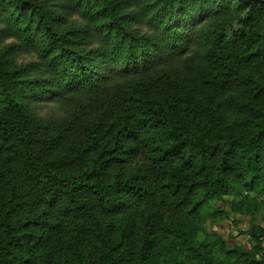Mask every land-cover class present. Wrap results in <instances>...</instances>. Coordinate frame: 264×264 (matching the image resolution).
Segmentation results:
<instances>
[{
  "label": "trees",
  "instance_id": "trees-1",
  "mask_svg": "<svg viewBox=\"0 0 264 264\" xmlns=\"http://www.w3.org/2000/svg\"><path fill=\"white\" fill-rule=\"evenodd\" d=\"M53 1L0 0V264H259L205 222L264 212V102L230 93L264 91V0Z\"/></svg>",
  "mask_w": 264,
  "mask_h": 264
},
{
  "label": "rangeland",
  "instance_id": "rangeland-1",
  "mask_svg": "<svg viewBox=\"0 0 264 264\" xmlns=\"http://www.w3.org/2000/svg\"><path fill=\"white\" fill-rule=\"evenodd\" d=\"M34 1H41V0H34ZM156 4L162 3L164 0H155ZM57 2V0L53 1ZM185 2L188 4L189 10L184 11L181 14H177L176 12H172L171 15L167 17L166 24L172 25L173 23H183V16H188V22L190 23L192 19L199 16V12H202V10H205L206 8L213 9L210 10V13L214 10L221 9L222 11H227L230 13V6L231 9L233 6L240 5L241 3L237 2V0H207L206 5L198 6L197 1H191V0H185ZM8 4V3H7ZM191 4V5H189ZM177 5V3H175ZM13 6L10 4L8 6V12L13 13L10 9H12ZM163 8V7H162ZM57 9L54 10V14L56 13ZM17 10V9H15ZM27 16L30 17L31 12L30 10L26 13ZM16 18H18L19 21H23V17L20 19L15 14ZM205 17L202 16V19ZM201 19V20H202ZM255 22L257 20H254ZM258 23H256L257 25ZM2 27L3 21L1 22ZM33 27V26H32ZM16 27L14 28V25L11 24L9 27V32L4 36V38H0V46L5 47V45H9L12 41L10 32L14 31ZM13 33V32H12ZM16 35L18 37L15 39V41H19L20 34L16 32ZM41 34L38 31H35L34 37L37 39L38 36ZM2 37V36H0ZM203 38L200 37L198 42L201 41ZM41 42V41H40ZM196 45V44H195ZM197 46V45H196ZM26 49V48H25ZM22 52V50H19ZM179 63L184 64L186 67V71L189 73H193L196 70L195 64L196 61L194 58L190 57V54L188 57H184L181 59ZM261 68L259 69V73L257 70V73L251 74L249 72V75L251 74V77L247 80V82H241L239 81L237 84L233 86L230 93L235 94V97H241L242 103H248L250 102L253 105L259 104L260 102H264V96L259 93H264V91L261 90V84L257 82L258 80H254L259 78V81L263 79L261 76ZM49 86V85H48ZM23 87V86H22ZM41 95V93L39 94ZM38 98H31L26 102L31 107V110L34 113H46L54 110L53 104L48 101L47 103H36L38 101ZM48 100V99H47ZM247 111V109H246ZM248 113V112H247ZM218 205H222V203H219ZM223 207L225 210H227V215L220 216L217 221H214L212 224L211 220H206L205 227L209 234H214L217 238H223L225 239L229 244L232 245H238L242 246L245 249H251L254 245V241L252 240L251 233L252 231H257V229H261V231L264 233V212L256 213V214H248V213H236L232 210V206L228 203H224ZM125 217V216H121ZM122 222V223H121ZM116 227H119V225H123L125 221H121Z\"/></svg>",
  "mask_w": 264,
  "mask_h": 264
},
{
  "label": "built area",
  "instance_id": "built-area-1",
  "mask_svg": "<svg viewBox=\"0 0 264 264\" xmlns=\"http://www.w3.org/2000/svg\"><path fill=\"white\" fill-rule=\"evenodd\" d=\"M260 249L256 254V258L259 261V264H264V236L260 237Z\"/></svg>",
  "mask_w": 264,
  "mask_h": 264
}]
</instances>
